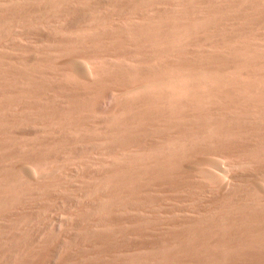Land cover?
I'll return each instance as SVG.
<instances>
[{
    "label": "rangeland",
    "instance_id": "obj_1",
    "mask_svg": "<svg viewBox=\"0 0 264 264\" xmlns=\"http://www.w3.org/2000/svg\"><path fill=\"white\" fill-rule=\"evenodd\" d=\"M0 264H264V0H0Z\"/></svg>",
    "mask_w": 264,
    "mask_h": 264
},
{
    "label": "bare ground",
    "instance_id": "obj_2",
    "mask_svg": "<svg viewBox=\"0 0 264 264\" xmlns=\"http://www.w3.org/2000/svg\"><path fill=\"white\" fill-rule=\"evenodd\" d=\"M211 172V171H210Z\"/></svg>",
    "mask_w": 264,
    "mask_h": 264
}]
</instances>
